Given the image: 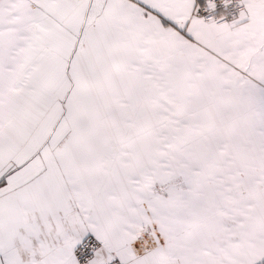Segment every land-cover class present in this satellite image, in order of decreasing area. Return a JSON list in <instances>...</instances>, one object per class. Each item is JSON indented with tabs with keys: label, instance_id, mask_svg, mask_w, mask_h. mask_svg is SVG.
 Returning <instances> with one entry per match:
<instances>
[{
	"label": "snow or ice",
	"instance_id": "1",
	"mask_svg": "<svg viewBox=\"0 0 264 264\" xmlns=\"http://www.w3.org/2000/svg\"><path fill=\"white\" fill-rule=\"evenodd\" d=\"M0 264H264V0H0Z\"/></svg>",
	"mask_w": 264,
	"mask_h": 264
}]
</instances>
